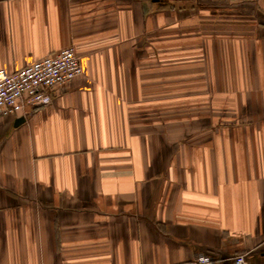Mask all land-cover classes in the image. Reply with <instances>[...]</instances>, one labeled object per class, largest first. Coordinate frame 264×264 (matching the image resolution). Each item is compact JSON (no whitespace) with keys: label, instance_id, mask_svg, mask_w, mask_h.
I'll return each mask as SVG.
<instances>
[{"label":"crops","instance_id":"1","mask_svg":"<svg viewBox=\"0 0 264 264\" xmlns=\"http://www.w3.org/2000/svg\"><path fill=\"white\" fill-rule=\"evenodd\" d=\"M68 46L0 116V264H264V0H0V69Z\"/></svg>","mask_w":264,"mask_h":264},{"label":"built area","instance_id":"2","mask_svg":"<svg viewBox=\"0 0 264 264\" xmlns=\"http://www.w3.org/2000/svg\"><path fill=\"white\" fill-rule=\"evenodd\" d=\"M79 57L72 46L47 54L16 70L0 69V116L23 114L26 107L50 101L49 91L82 75ZM214 259L200 255L195 264H206ZM233 264H247L243 254L231 257Z\"/></svg>","mask_w":264,"mask_h":264},{"label":"water","instance_id":"3","mask_svg":"<svg viewBox=\"0 0 264 264\" xmlns=\"http://www.w3.org/2000/svg\"><path fill=\"white\" fill-rule=\"evenodd\" d=\"M17 120H18V121H19V120L21 121V120H23V119H22V118H19V119H17Z\"/></svg>","mask_w":264,"mask_h":264}]
</instances>
